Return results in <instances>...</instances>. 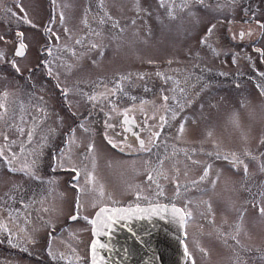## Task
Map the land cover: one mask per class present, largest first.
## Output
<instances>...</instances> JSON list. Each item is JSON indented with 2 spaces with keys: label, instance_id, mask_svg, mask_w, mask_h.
Returning <instances> with one entry per match:
<instances>
[{
  "label": "rangeland",
  "instance_id": "374dc122",
  "mask_svg": "<svg viewBox=\"0 0 264 264\" xmlns=\"http://www.w3.org/2000/svg\"><path fill=\"white\" fill-rule=\"evenodd\" d=\"M0 2V103L5 105L0 112L6 113L0 120V148L19 146L24 153L8 164V154L0 150V207L12 211V223L26 230L31 222L29 233L34 228L39 232L41 223L32 221L34 204L37 219L47 207L70 205L73 197L85 211L96 202L119 201L130 194L134 159L100 144L81 158L82 134H69L65 151H60L63 169H77L78 175L71 174L75 179L68 178L66 184L71 171H57L58 159L50 161V148L58 142L51 132L70 116L66 109L71 103L118 109L158 104L166 106L163 127L155 135L163 140V153L168 154L164 159H180L178 171L165 175L163 168V179L174 178L178 190L193 186L175 198L186 212L183 241L193 264H264V215L259 213L264 207V0H187L186 7L185 0H164V7L160 0ZM50 12V30L41 33ZM255 19L260 24L252 33ZM15 31L23 33V56L15 55ZM228 31L246 35L233 41ZM202 39L207 42L202 44ZM45 41L51 53L41 64L38 45ZM4 92L9 93L6 99ZM92 93L97 94L95 100L90 99ZM218 106L225 107L222 119L199 118L202 110ZM173 111H179L177 126ZM91 119L86 116L83 122ZM27 126L36 130L30 142ZM134 149L139 155L149 153L146 147ZM207 154L228 161L206 167L205 176L200 159ZM235 158L242 163L233 167ZM13 192L22 200L27 195L23 204L11 201ZM62 213L54 211L51 218L59 219ZM18 217L20 224L15 223ZM75 225L70 222L68 228ZM27 245L21 239L19 246ZM0 264L15 263L0 257Z\"/></svg>",
  "mask_w": 264,
  "mask_h": 264
},
{
  "label": "flooded vegetation",
  "instance_id": "af4514ba",
  "mask_svg": "<svg viewBox=\"0 0 264 264\" xmlns=\"http://www.w3.org/2000/svg\"><path fill=\"white\" fill-rule=\"evenodd\" d=\"M50 14L51 12L47 13V18L44 20L43 27L40 26L41 33L49 27L48 17ZM253 23L255 24H253L252 27H255V25L256 27L252 30V33L256 32L260 21L255 19ZM16 32L19 33V31H15V33ZM83 33L85 34V32ZM240 33L241 31H237L236 36H233L232 33L228 31L227 35L231 40H239L240 42L242 39L239 35ZM15 37V43L20 42L17 39V33ZM47 43L49 42H40L38 45L39 53L43 52L41 56H38V61L41 64L49 54V47L45 46ZM45 74H47V72ZM92 96L96 97L97 94L92 93ZM81 106L71 103L66 109V113L70 114V116H65V120L62 121L60 125L55 126L56 131L51 132L50 137L57 139L58 142L50 148L48 155L50 161L58 158L62 147H64L65 151L69 134H82L85 136V139L78 147L77 154L81 158L86 159V156L90 152L89 145H92V147H98L100 144L104 145L109 151L113 150L116 153L127 154L134 159L136 162L135 173L133 175L135 183L129 188L130 191L128 192L130 194L119 201L96 202L93 206L90 205L85 211L81 207L80 203L76 201V198L73 197L70 205L67 204L65 206H57L54 208L52 206L47 207L46 214L38 217L37 219L35 218L37 211L34 204L32 221L41 223L42 230H39L38 232L36 228H34V231H32L33 233H29V229H31L32 226L31 222L30 227H27L26 230V226L23 225L19 227L18 225L12 223L14 219L13 213L3 205L0 207V257L5 259V261L9 260L11 263L15 264H19L20 259L23 264H90L88 255V245L91 238L90 223L91 216L96 209L107 206L138 207L155 205L158 203H168L178 206L182 211L183 225L181 247L184 253L182 264H193L192 256L188 254V250L185 248L183 241V237H185L184 225L186 221V212L185 209L177 201H175L178 194L183 193L185 189L192 188L193 186L183 187L178 190L176 187V180L174 178L171 180L163 179V168L165 175L169 172L178 171L180 169V159L178 156L172 161V163L168 162L167 158L164 159V157L168 154L163 153V140L162 138H157L155 136V133L159 132L163 127L165 121L164 108L166 106L156 104L138 107L136 105L129 104L122 106L119 109L117 107L116 109L115 106L105 104L94 105L92 103H88L82 107ZM198 107L201 108V106ZM224 108V106H218L217 109L219 110H202L200 112L202 117L199 116V118H208L210 122H216L215 119L211 120V117L221 119L225 117L226 112L224 111ZM194 109H192V113H197L194 112ZM178 114L179 111H173V117L175 118L174 123L176 122V126L180 123L178 120L179 117L176 116ZM86 116H91L92 119L90 121L83 122L85 121L84 119ZM162 117L163 119H161ZM107 125H112V127H107ZM35 131V127L27 126V132H25L27 135V142H30V138L34 136ZM29 132L32 133L31 137L28 135ZM95 138H97L98 141L101 138L102 141L98 142ZM109 140H111L112 143H109ZM140 140L144 141V147L149 150V153L142 155L136 154L134 147H141ZM1 141L5 142V138L2 137ZM113 144H115V147ZM146 144H148V146ZM213 147L218 149L215 146ZM59 148V152L54 154V151ZM0 150H5L4 152L8 154V156H6L8 160L18 161L24 157V153L21 151L19 146L14 150L9 148V146H4V148H0ZM64 151L62 153H64ZM227 161L228 160L223 157L216 158L207 154L206 157L200 159V162H202L200 171H203L202 173L204 174L206 167H209L212 164L219 165V162L223 165V163H226ZM56 164V169L57 171L60 170V172H66L68 171V168H72L68 167L63 169L58 166V163ZM71 174L72 171L70 174L65 175L66 184L68 178L74 179ZM149 177H151V179H149ZM164 185L170 186L171 188L164 187ZM70 186H73V184L71 183ZM15 193L16 192H13L11 195V201H20L23 204L24 198L27 195H22V200L19 199L20 195H14ZM137 195H141L143 198L138 199ZM171 198H173V200H171ZM28 199L29 202H32L29 197ZM54 211L63 212L62 216L59 219L51 218ZM74 215L77 217L75 220L71 219ZM5 221H9L10 223V225H7L6 223V232L2 231ZM70 222L76 225L68 228ZM15 223L20 224L19 217L18 219H15ZM225 238L226 235L221 234V240L225 241ZM21 239L28 242L27 249L19 246ZM32 241H40V243L35 244L32 243ZM103 244H107L106 240L103 241ZM31 247H36V249H31ZM185 250L187 251V255H185ZM12 255L14 256L12 257Z\"/></svg>",
  "mask_w": 264,
  "mask_h": 264
},
{
  "label": "water",
  "instance_id": "95a60500",
  "mask_svg": "<svg viewBox=\"0 0 264 264\" xmlns=\"http://www.w3.org/2000/svg\"><path fill=\"white\" fill-rule=\"evenodd\" d=\"M18 45L17 42L15 51ZM174 207L179 209L167 203L138 207L107 206L99 218L97 213L101 208L96 209L91 216L95 224L90 223V264H181L182 211L179 209L173 215ZM121 209L126 211H115ZM121 216L124 218L121 219ZM104 224H111V227H104ZM105 240L109 247H99ZM93 241L97 242L95 251Z\"/></svg>",
  "mask_w": 264,
  "mask_h": 264
},
{
  "label": "snow or ice",
  "instance_id": "6c2138e0",
  "mask_svg": "<svg viewBox=\"0 0 264 264\" xmlns=\"http://www.w3.org/2000/svg\"><path fill=\"white\" fill-rule=\"evenodd\" d=\"M160 2H161V7H164V6H165V2H164V0H160ZM193 2L203 4V3H204V0H193ZM186 6H187V0H185V4H184L182 7H186ZM21 11H23V8H21ZM14 15H15V14H14ZM169 15L172 16V11H171V9H169ZM25 23H30V22H29L27 19H25ZM31 26H32V27H37L36 25H31ZM214 27H215L214 25H213L212 27H209L208 32L211 33V32L213 31V28H214ZM260 27H261V29H264V24H261ZM46 30H50V29H46ZM248 34H250V33H248ZM53 35H56V34L53 33ZM239 35H240L241 38H243V37L246 35V33L241 32ZM17 36L20 37L21 39H20V43H19L18 47L16 48L15 55H16V56H23V55L25 54V53H24V50H25V48H26V45H25V43L23 42V39H22V37H23V33H17ZM234 38H235V37H234ZM3 39H4V37L0 36V40H3ZM57 39H59L58 36H57ZM79 42H80V41H77V43H79ZM206 42H207V41H206L205 39H202V40H201V43H202V44H205ZM92 47H96V45H92ZM48 52L51 53V49H50V48L48 49ZM262 55H264V53H262ZM3 60H4V54H3L2 52H0V61H3ZM10 63H11V65H12V68H13L17 73H20L21 70H20V68L17 66V64L15 63V61H10ZM158 75H159V74H158ZM66 93H67V89L64 90V94H65V95H66ZM8 95H9V93H7V92H4V93H3V96H4L5 99L7 98ZM90 99L95 100L96 97H95V96H92V97H90ZM164 99L167 100L168 97L165 96ZM4 108H5V105H4L3 103H0V109H4ZM5 115H6L5 112H0V120L4 119V118H5ZM161 119H163V117H162ZM107 127H112V125H107ZM182 127H183V126H182ZM19 131L22 132L23 129H19ZM28 135H29V137H31L32 133L29 132ZM155 135H159V134L156 133ZM5 139H7L6 136H5ZM109 143H112V141L109 140ZM261 143H264V141H261ZM140 145H141V149H142V150H147V149H144V141H143V140H140ZM113 146L115 147V144H113ZM91 149H92V145H89V151H91ZM0 156H3V152H0ZM253 158L255 159V157H253ZM57 159H58V161H59L58 166L61 167V168H63V161H64V156H63V154H61V156L58 157ZM69 162H70V161H69ZM6 163L11 164V160H7V159H6ZM33 163H35V161H33ZM237 163H242V161H240L239 158H235V159H234V162H233V167H235ZM10 170H12V171H25V169H10ZM53 170H55V168H54ZM68 170H71L72 172H77V169H76L75 167H72V168H70V169H68ZM261 170L264 171V165L261 166ZM245 174H247V166H246V165H245ZM77 175H78V172H77ZM206 175H207V170L205 171V176H206ZM74 179H75V177H74ZM149 179H151V177H149ZM202 179H203V177H202ZM115 211L124 212V211H126V210L121 209V210H115ZM172 211H173V215H175V214H177V213L179 212V209H176V208L174 207ZM104 212H105V209L101 208V209H100V212L97 213V217L99 218L100 215H101L102 213H104ZM259 213H260L261 215H264V207H261V208L259 209ZM76 218H77V217H76L75 215L71 217V219H73V220H75ZM120 218L123 219L124 217L121 216ZM138 218H139V217H138ZM110 219H111V218H110ZM91 222H92L93 224H95V221H91ZM102 223H103V222H102ZM180 224H181V226L183 225V217H181V219H180ZM103 226H104V227H111V224H104ZM101 231H102V229H101ZM93 232H94V233L96 232V228H95V227L93 228ZM96 246H97V242H96V241H93V244H92L93 251H95ZM99 247H101V248H108L109 246H108V245H104V244H100ZM185 255H187V251H186V250H185ZM94 264H95V262H94Z\"/></svg>",
  "mask_w": 264,
  "mask_h": 264
}]
</instances>
